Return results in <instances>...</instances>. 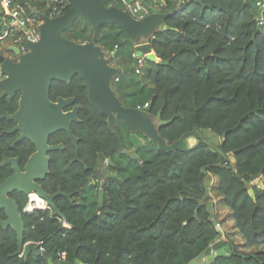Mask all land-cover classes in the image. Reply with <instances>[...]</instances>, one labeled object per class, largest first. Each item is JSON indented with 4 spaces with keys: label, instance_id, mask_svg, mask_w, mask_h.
I'll list each match as a JSON object with an SVG mask.
<instances>
[{
    "label": "trees",
    "instance_id": "trees-1",
    "mask_svg": "<svg viewBox=\"0 0 264 264\" xmlns=\"http://www.w3.org/2000/svg\"><path fill=\"white\" fill-rule=\"evenodd\" d=\"M13 1L50 14L51 0ZM140 1L151 10L160 0ZM174 1L166 0L162 12ZM257 1L179 0L177 13L149 39L151 57L141 73H122L114 84L124 106L149 103L168 143L198 130L202 138L187 152H163L144 138L138 160L115 150L104 174L99 155L110 150L115 135L131 149L129 129L121 120L115 131L109 128L80 76L53 82L52 101L74 98L82 106L72 126L80 161L66 132L52 135L50 143H63L65 150L51 153L45 189L61 187L74 202H56L65 221L51 210L26 215L24 241L42 243V256L13 257L16 235H0V264H190L220 240L216 258L195 264H264V189L252 185L264 178V27L257 24ZM107 6L126 8L119 0ZM64 36L86 43L93 29L78 19ZM99 44L110 56L116 53L115 66L134 65L136 45L118 25H103ZM18 99L0 90V112H16ZM14 125L0 121V153L15 137L5 133ZM205 132L219 143L207 141ZM209 176L217 180L215 194L228 212L223 222L233 233L222 236L216 228ZM92 177L102 184H91Z\"/></svg>",
    "mask_w": 264,
    "mask_h": 264
},
{
    "label": "water",
    "instance_id": "water-1",
    "mask_svg": "<svg viewBox=\"0 0 264 264\" xmlns=\"http://www.w3.org/2000/svg\"><path fill=\"white\" fill-rule=\"evenodd\" d=\"M70 8L60 16L51 17L44 12L39 16L43 19L40 28V40L37 43H27L28 52L22 53L19 48L10 46L17 60L12 61L5 54H0V90L2 97L11 99L19 95L18 109L13 114L1 110L0 121L7 119L15 123L14 128L6 134L20 133L16 142L28 140L36 147L34 153L26 164L25 172L18 170L17 161L5 158L4 163H12L16 175L0 185V210H5L7 221H0L3 228L11 226L17 236V251L13 257L25 258L30 255L42 256L44 251L42 243L24 241L25 224L16 203L8 194L17 190L20 193H36L46 202L58 219L65 221L61 209L55 204V198L64 196L71 199L59 188L55 194H48L42 185L36 183L45 180L50 173L49 152L63 150V145H50V137L59 131L66 132L69 140L76 150V161H79L80 139L74 135L73 123H79V111L82 106L75 105L74 98L60 97L57 101L51 100V88L55 81L70 82L75 76H80L87 90L90 104L99 113L107 118L109 128L115 131L118 120H121L130 131V141L133 145L126 155L138 160L137 149L144 144L143 138L154 141L163 152H187L189 148L197 145L201 139L198 130L182 135V137L168 143L160 134L158 120L151 114L150 108L139 110L136 107H126L117 96L113 79L122 73L132 72L137 66L138 58L129 68L117 67L113 63L114 52L109 56L99 44L101 40V27L107 24H116L126 36L136 45L138 56L147 57L151 53L149 39L160 31L167 20L178 11L179 0H175L170 12L164 13L152 7L150 14L144 19H136L132 12L118 6H107L108 0H69ZM130 5V1L126 2ZM258 17L262 11L258 10ZM88 22L93 29L90 42L81 43L70 40L64 36L78 20ZM143 138H142V137ZM118 135L113 137L111 151L121 149ZM104 155H100L99 163ZM236 164L234 156L230 157ZM104 191H100V202L103 201ZM223 241L220 240L209 246L204 253L190 264L203 263L206 259L213 260Z\"/></svg>",
    "mask_w": 264,
    "mask_h": 264
},
{
    "label": "built area",
    "instance_id": "built-area-1",
    "mask_svg": "<svg viewBox=\"0 0 264 264\" xmlns=\"http://www.w3.org/2000/svg\"><path fill=\"white\" fill-rule=\"evenodd\" d=\"M125 4V6L132 12L133 16L136 19L142 20L150 14L148 8H145L140 0H119ZM130 1V5H127L126 2ZM71 3L69 0H51L50 1V14L49 16H60L68 11ZM167 7L166 0H160L159 8L164 10ZM258 10L262 11V16H257L258 26L264 27V0L257 1ZM160 11V10H159ZM40 12H44L35 7H25L24 5L17 3L13 0H0V54L1 51L7 50V53L10 46H14L20 49L22 53H27V43H37L40 40V28L43 25V19L39 16ZM6 55V54H5ZM135 59L138 58L137 66L135 67L136 73H141V67L144 65L145 57L138 56L137 53L133 55ZM1 72V64H0ZM119 76L114 77L113 84L119 82ZM139 110H146L150 108L149 103L144 104L143 106L136 107ZM257 180H255L252 185L261 189L257 185ZM251 185V186H252ZM37 200H30L25 206V210L29 214H34L35 212L41 210H48V207L39 204V201L43 202L39 196ZM217 230L224 236L223 228L219 223L216 224ZM30 243V242H29ZM28 243H26L27 245Z\"/></svg>",
    "mask_w": 264,
    "mask_h": 264
},
{
    "label": "flooded vegetation",
    "instance_id": "flooded-vegetation-1",
    "mask_svg": "<svg viewBox=\"0 0 264 264\" xmlns=\"http://www.w3.org/2000/svg\"><path fill=\"white\" fill-rule=\"evenodd\" d=\"M8 58H10L12 61H16L17 60V56L13 53V52H10L7 56ZM132 67V66H131ZM122 68H129V67H122ZM114 85V84H113ZM77 105L76 102L74 105L70 106L69 108H67L66 110H71L73 108V106ZM80 112V111H79ZM119 122V120H118ZM15 126V125H14ZM14 126L9 130L11 131ZM8 131H5V133H7ZM8 135V134H7ZM11 135H15V137L13 138V140L11 141V144H10V147H6L4 150H2V152L0 153V185L2 183H4L6 180H8L9 178L13 177L14 175H16V169H14V166L12 163H5L3 166L2 164L4 163L5 161V158L7 159H13V160H16L17 161V168L20 172L24 173L25 172V167H26V164L27 162L29 161L30 157L36 153V147L34 144H32L30 141L28 140H23V141H20V142H16L17 138L19 137L20 133H15V134H11ZM142 137V136H141ZM143 138V137H142ZM120 139V138H119ZM144 140V138H143ZM129 142L132 146L131 149H128V150H124L123 147H122V143L120 141V144H121V149H116V150H119V151H123L125 153V151H131L134 147L130 141V133H129ZM145 142V141H144ZM113 143V142H112ZM49 144L50 145H63V143H60V144H51L50 141H49ZM65 150V146H64V149L63 150H59V151H64ZM115 150L111 151L109 154L106 153H103L102 155H104L102 161L100 162V164H98V167L100 169H102L103 173L104 174H107L108 172V168L109 166H111L113 163H112V159H111V154L114 152ZM55 152V151H53ZM53 152H49L48 153V156L50 157L51 161H50V172H51V164H52V156H51V153ZM76 152V150H75ZM80 154V153H79ZM101 155V154H100ZM99 155V157H100ZM129 156V155H128ZM99 157H98V161H99ZM80 158V156H79ZM76 160V159H75ZM80 161V160H79ZM99 163V162H98ZM50 174V173H49ZM48 174V175H49ZM48 177V176H47ZM46 177V179H47ZM45 180H38L36 181V183L42 185V187L44 188V190L46 191V193L48 194H55L58 192L59 188L61 187H57V190L55 192H48L46 189H45ZM102 180L99 181V179H96L95 177H92L91 180H90V183L91 184H102ZM62 189V188H61ZM68 194V193H66ZM38 195L36 193H32V194H24V193H20L19 191L15 190L13 192H11L10 194H8V197L13 200L16 205L18 206L19 210H20V213H21V216H22V220L25 224V228H26V220H25V217L26 215H28L29 213H27V211L25 210V207L22 208V202L27 199V203L32 200H37V197ZM61 197H64V196H58L57 198H55V204L57 202V200H59V198ZM66 198V197H65ZM68 199V198H67ZM43 200V199H42ZM70 200V202H74V198L71 194V199H68ZM39 204L41 206L45 205L46 206V202L44 201V204L43 202L39 201ZM48 210H51L50 208H48ZM52 211V210H51ZM53 212V211H52ZM8 220V217L6 215V212L5 210H0V221H7ZM9 234V235H13L15 233L14 229L9 226L7 228H3L0 224V235L2 234ZM16 239H17V236H16ZM17 251V249H16ZM15 251V252H16Z\"/></svg>",
    "mask_w": 264,
    "mask_h": 264
},
{
    "label": "rangeland",
    "instance_id": "rangeland-1",
    "mask_svg": "<svg viewBox=\"0 0 264 264\" xmlns=\"http://www.w3.org/2000/svg\"><path fill=\"white\" fill-rule=\"evenodd\" d=\"M1 53L6 54V56H8V54H9V53H7L6 49L1 51ZM143 57H145V56H143ZM123 134L127 138L128 132L126 130L123 132ZM204 135H205V138H206L207 141L212 142L215 145L218 144L219 141H220L218 138L214 137L210 132H205ZM126 142H128V141H126ZM257 183H258L257 185H259L261 187V189H264V178H260L259 180H257ZM206 184H207V187H208V189L210 191V195H211L210 207L212 206L213 213L218 215L219 222H220V224H221V226L223 228L224 234L225 233H233V229H232L231 223L223 222L224 219H227V214H225L226 210H223L221 208L220 199L215 194V186L217 184V180L214 177H210L209 176L206 179ZM207 262H208V259H206L204 263H207Z\"/></svg>",
    "mask_w": 264,
    "mask_h": 264
},
{
    "label": "crops",
    "instance_id": "crops-1",
    "mask_svg": "<svg viewBox=\"0 0 264 264\" xmlns=\"http://www.w3.org/2000/svg\"><path fill=\"white\" fill-rule=\"evenodd\" d=\"M159 4H160V1L157 2V4H156L154 7H155V8H158V9L161 11V9L159 8ZM148 57H151V53L147 55V58H148ZM210 177H211V176H210ZM225 214L228 215V212L226 211Z\"/></svg>",
    "mask_w": 264,
    "mask_h": 264
},
{
    "label": "bare ground",
    "instance_id": "bare-ground-1",
    "mask_svg": "<svg viewBox=\"0 0 264 264\" xmlns=\"http://www.w3.org/2000/svg\"><path fill=\"white\" fill-rule=\"evenodd\" d=\"M32 194V193H31Z\"/></svg>",
    "mask_w": 264,
    "mask_h": 264
}]
</instances>
